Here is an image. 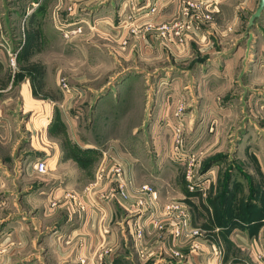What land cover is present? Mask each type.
<instances>
[{"label": "crops", "instance_id": "0c3cea01", "mask_svg": "<svg viewBox=\"0 0 264 264\" xmlns=\"http://www.w3.org/2000/svg\"><path fill=\"white\" fill-rule=\"evenodd\" d=\"M41 1H32V8L39 6ZM136 1L148 5L151 0ZM117 2L118 0H55L51 12L43 9L27 12L26 18L29 22L26 29L36 35L34 42L27 46L28 59L11 60L12 57L5 51L6 37L2 28L0 173L6 171L4 167H7L10 158H20L23 165L16 163V178L24 180V190L29 189L28 195H25L28 197H24L25 204L28 203L29 206V215L24 214L26 210L21 208L19 202L14 211L21 214L14 213L10 222L0 218V258H6L4 251L11 248L12 264H180L162 251L170 246V240L165 233L151 231V227L146 225L143 227L141 239L136 238L134 228L143 220V214L131 208L128 202L114 196L104 206L92 203L96 193L87 187L94 181L101 147L85 144L84 148L92 150H86L89 164L82 166L72 157H63L53 144V104L58 107L63 98L58 99L50 93L57 84H52L54 61L37 56L41 50L39 44L47 41L50 43V36L56 32L62 33L65 31L64 27L67 30L73 29L74 19L77 22L92 21L97 17L119 20L121 14L128 11L119 10ZM124 2L127 5L131 3L129 0ZM257 3L258 0H221L222 6L214 16L213 26L217 33L220 31L224 35L225 46L216 51H208L204 57L197 55L191 62L194 70H191V64L188 68L194 101L191 112L195 113L192 129L220 132L221 137L224 132H229L225 135L227 142L232 140L233 131L230 128L238 131L239 137L234 144L238 161L242 163V175L255 181L256 189L263 195L264 200V8L243 40H239L233 48H228L226 42L229 39V24L236 31L235 42L245 36L247 19ZM241 9L248 11L246 16ZM43 17L53 20L55 28H41ZM179 18L180 7L175 0L167 4L160 14V19L167 22ZM97 25V34H109V30L101 23ZM143 27L144 23H141L138 32L132 36L125 55L129 59L133 56L146 57L150 48L155 47V50L160 51L161 46H166L156 42L148 47L150 40L142 37ZM201 29L190 35V41L195 42L198 35L203 33L204 28ZM77 36L80 37L79 34L69 36V42L79 39ZM93 47L97 45L93 44ZM58 67H68V64L65 61L60 62ZM78 78L84 79V75L80 74ZM216 100V103H221L220 106L214 105ZM29 103L32 104L31 107H27ZM202 112L209 114L210 120L202 117ZM72 120L71 130L74 124ZM38 131L45 138H42L44 144L40 146L44 156L47 155V172L43 175L46 177L45 181H40L39 193L36 182L38 173L33 167L36 159L31 157L35 154L34 140ZM210 135L215 137L216 134ZM129 158L130 163L125 162L124 166L132 169L135 185L149 184L156 190L161 202L168 200L171 196L163 191L159 182L140 176L135 158ZM67 192L78 196L83 209L66 195ZM51 198L56 202L53 208L48 204V199ZM190 216L192 219L191 213ZM257 220L258 229L254 233L248 235L244 232L229 237L226 242L230 245L226 247L221 244L222 240L202 237L197 253L191 251L189 242L179 245V250L193 263L216 264L220 261L222 264H264V241L261 235L264 218ZM218 246L221 253L216 255Z\"/></svg>", "mask_w": 264, "mask_h": 264}, {"label": "rangeland", "instance_id": "374dc122", "mask_svg": "<svg viewBox=\"0 0 264 264\" xmlns=\"http://www.w3.org/2000/svg\"><path fill=\"white\" fill-rule=\"evenodd\" d=\"M32 1L35 0H0V41L4 28L5 51L14 59H28L27 46L34 42L36 36L26 29L29 22L27 14L39 9L51 12L55 5V0H42L39 6L32 8ZM124 1L118 0L117 6L119 10L128 12L122 13L119 20L97 17L92 21L77 22L74 19L73 27H80V31L75 33L80 35L77 36L79 39L69 42L70 34L64 36L56 32L50 36V43L47 41L39 44L41 50L37 56L54 61L52 84H57L50 93L58 99L63 98L61 105L57 103L58 107L53 104V144L63 157H72L82 166L89 164L86 150H92L84 148L85 144L101 147L99 150L110 146L109 153L126 163H130L129 156H133L140 176L158 181L163 191L171 196L169 199L185 202L194 225L201 230L202 237L222 240L221 244L226 247L230 245L226 242L229 237L244 232L251 235L258 229L257 219L264 218V200L263 195L256 189L255 181L242 175V163L238 161L234 144L239 137L238 131L230 128L233 131L232 140L227 142L225 135L229 132H224L221 137L220 132L209 133L192 129L195 113L191 112L194 101L188 66L197 55L204 57L208 51H216L225 46L224 35L220 31L217 33L213 26L214 16L222 6L221 0L208 1L213 7L211 19L202 23L200 29L204 28L203 33L198 35L195 42L188 38L180 47L172 41L157 39L155 31L147 32L143 29L142 37L150 40L149 45L146 43L148 47L156 42L166 46H161L160 51L155 50V47L150 48L146 57L133 56L130 59L125 55L132 36L138 32L140 24L144 23L145 26L146 22L145 19L134 22L132 26L136 30L131 32L126 18L146 7L147 3L129 0L131 3L127 5ZM172 1L151 0L148 3L157 6V13L153 16L157 23L171 22L160 19V14ZM175 1L180 7L181 17L182 7L188 0ZM247 12L244 10L245 16ZM41 21V28H55L54 21L48 17H43ZM100 22H105L108 35L97 34V24ZM63 30L67 31V28L64 27ZM227 31L228 48H233L234 44L236 46L239 40L245 38L240 37L235 42L236 31L230 24ZM46 38L49 39L47 36ZM93 44L97 47H93ZM64 61L68 67H58ZM193 65L191 64L192 71ZM80 74L84 75V79L78 78ZM61 79L68 84L71 93L64 91ZM216 102L217 100L214 105L220 106L221 103ZM31 106L32 104H27V107ZM179 106L182 109L177 115ZM202 113V117L210 120L209 114ZM70 120L74 123L73 130ZM177 130L181 138L180 152L174 150ZM211 132L216 134L215 137H210ZM42 138L45 139L38 131L34 140L35 154L31 156L34 160L42 156L46 159L47 155L44 156L40 146L44 144ZM191 153L195 154L200 180L194 190L188 187L183 158ZM8 163L4 167L6 171L0 173V218L6 222H10L13 214L17 213L14 210L19 202L21 208L26 210L24 214L29 215L28 203L24 202L29 189L24 190V180L16 178L17 166L23 165L22 160L12 157ZM43 175L38 174L36 177L38 193L41 190L40 181H45L46 176ZM37 202L42 204L40 200ZM263 232L264 229L261 235ZM4 252L6 258H0V264H12V249Z\"/></svg>", "mask_w": 264, "mask_h": 264}, {"label": "built area", "instance_id": "2783aa9c", "mask_svg": "<svg viewBox=\"0 0 264 264\" xmlns=\"http://www.w3.org/2000/svg\"><path fill=\"white\" fill-rule=\"evenodd\" d=\"M206 0L205 2H196L188 0L185 2L181 10L180 19L174 20L170 23L160 22L153 19L157 13V6L152 3L146 7L141 8L138 12L127 16L130 24V31L136 30L132 26L134 22L145 19V31H155L157 39L172 41L177 46H183L190 35L200 30L203 22L211 19V3ZM1 21V12H0ZM103 26L105 22H100ZM80 31V27L71 30L63 31L62 34L67 36ZM125 40V39H124ZM13 60V57L12 59ZM62 88L66 93H71L68 84L61 79ZM182 107L177 108L176 114L181 113ZM180 132L177 130L175 136L174 150L180 152ZM110 148L101 149V157L98 161L95 178L91 186L87 187L96 194L93 196L92 203L97 206H104L114 196L119 197L129 203L130 207L143 214V220L139 226L134 228L135 236L138 240L141 239L143 227L146 225L151 227V231L165 233L170 240L169 248L162 250L169 254L180 264H206L203 262L193 263L185 256L180 250L179 245L189 242L191 251L198 252L200 239L202 238L201 230L192 223L190 212L187 205L180 199H169L161 202L158 199L156 190L149 184L135 185V179L132 169L129 166H124V163L118 156L109 153ZM186 164V179L190 190H194L199 183V175L197 173V164L195 154L183 157ZM36 172L40 175L46 174L47 163L44 157L39 158L33 165ZM69 198L83 209V204L80 203L78 196L73 192L66 193ZM51 196V195H50ZM50 198V197H49ZM50 208L56 206V202L52 198L48 199ZM264 241V232L262 234ZM215 254L221 253L220 247H216ZM208 264V263H207ZM216 264H222L218 261ZM233 264V263H229Z\"/></svg>", "mask_w": 264, "mask_h": 264}, {"label": "water", "instance_id": "95a60500", "mask_svg": "<svg viewBox=\"0 0 264 264\" xmlns=\"http://www.w3.org/2000/svg\"><path fill=\"white\" fill-rule=\"evenodd\" d=\"M264 8V0H258L257 6L255 10L249 15L247 19V28L245 32V37L248 35L250 32L255 20L260 17L262 11Z\"/></svg>", "mask_w": 264, "mask_h": 264}]
</instances>
